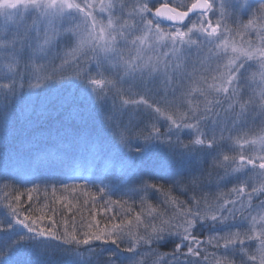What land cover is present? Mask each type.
Masks as SVG:
<instances>
[{"label":"snow or ice","instance_id":"snow-or-ice-1","mask_svg":"<svg viewBox=\"0 0 264 264\" xmlns=\"http://www.w3.org/2000/svg\"><path fill=\"white\" fill-rule=\"evenodd\" d=\"M254 2L0 0V264H264ZM77 163L119 173L71 187L102 212L61 224L9 198Z\"/></svg>","mask_w":264,"mask_h":264},{"label":"trees","instance_id":"trees-1","mask_svg":"<svg viewBox=\"0 0 264 264\" xmlns=\"http://www.w3.org/2000/svg\"><path fill=\"white\" fill-rule=\"evenodd\" d=\"M93 174L89 177H87V172L84 174H81L80 172L76 171L75 173L70 172L67 177H60L59 179H62L64 183L69 185V189L65 191L61 184L57 181H50V187H52L53 183H55V188L56 191L53 192V187L51 189V196L50 198L45 199L46 205L44 206V201H43V196H44V188H47L48 186L46 185L45 182H42V180H38L37 183L39 185V190L34 192V197H32L31 201L25 202L28 199V196H21L22 201L24 202V207H26L29 203L32 206V209L34 210V215L36 217L40 213L47 214L48 217H51L52 219L56 220L59 223H63L65 219H71L73 215H75V218L77 221L80 220V218L83 216L85 218H90L89 213L90 212H102L104 206L103 201H100L97 199L95 204H93L91 198L89 196H85L83 191H77L76 193H73L71 191V187L73 185H80V186H87L88 189H90L92 192L96 191V188L93 187L92 181H96L99 183L97 180V177L101 175V173L97 174V169L93 168ZM110 174V178L107 177L105 179V183H108L109 180H114L116 178V174L118 175L119 173L113 174L111 171L108 172ZM107 173V174H108ZM101 177H106L104 174L101 175ZM31 186L33 184L28 183L26 186ZM30 188V187H28ZM55 200L53 201V199ZM105 199H108V197H105ZM112 200H117V199H127V197H121L119 193L112 195L111 196ZM1 200V197H0ZM87 201V203H86ZM131 203V201H129ZM126 207V206H125ZM116 211H119L123 213L124 208L119 207V206H114ZM43 209V210H42ZM139 211V208L136 209ZM44 211V212H42ZM106 215H111V213H107ZM59 216L63 217L61 220H59ZM97 219H101V222L103 223V219L101 216H97ZM49 222V221H48ZM45 224H47V220L45 219L44 221ZM160 251H168V248H161ZM216 251L215 249L209 247L208 248V255H209V260L207 264H214V260L212 258V253ZM218 254V253H217ZM149 264L151 262L149 261Z\"/></svg>","mask_w":264,"mask_h":264},{"label":"rangeland","instance_id":"rangeland-1","mask_svg":"<svg viewBox=\"0 0 264 264\" xmlns=\"http://www.w3.org/2000/svg\"><path fill=\"white\" fill-rule=\"evenodd\" d=\"M177 2H180V0H177ZM258 2L259 0H255V2L253 3V7H257L258 6ZM244 20H247V15H244L242 17ZM165 27H167V25H164ZM5 165V161L4 160H0V168H3ZM76 171L80 172L81 174H84L85 172H87V177H89V175L91 176V174H93L92 172L94 171L92 167H90V165L88 163H77L75 164L67 173V175L72 172V173H75ZM109 171L107 170H101V169H97V174L98 173H101V175H105L106 177L110 178V174L108 173ZM108 173V174H107ZM100 175V176H101ZM117 175V174H116ZM59 179V178H58ZM50 181L51 180H48L46 185L48 186L47 188H44V189H41V190H44V196H43V201L45 203V199L46 198H50L51 196V189L52 187H50ZM44 182V181H42ZM36 183H39L36 181ZM27 185V184H26ZM26 185H19L17 184L16 185V188L18 189V192H11V195H10V199L12 196H15L16 194H21V196H28L29 197V193L26 191V189H29L28 187L30 188H33V185H29L28 187ZM6 192H10V189H2V187H0V197H1V200L0 201H3V197L4 195L6 194ZM34 191L31 192V197H34ZM50 195V196H49ZM55 200V198L53 199V201ZM4 203H7V201H3ZM25 202H29V199H27ZM46 205V203L44 204V206ZM27 207V206H26ZM43 210V209H42ZM44 212V211H42ZM37 216H45V217H48L47 214H44V213H40L38 214ZM59 220H61L63 217L59 216L58 217ZM47 220V219H46ZM47 223H48V220H47Z\"/></svg>","mask_w":264,"mask_h":264},{"label":"water","instance_id":"water-1","mask_svg":"<svg viewBox=\"0 0 264 264\" xmlns=\"http://www.w3.org/2000/svg\"><path fill=\"white\" fill-rule=\"evenodd\" d=\"M165 24H167V23H165Z\"/></svg>","mask_w":264,"mask_h":264}]
</instances>
